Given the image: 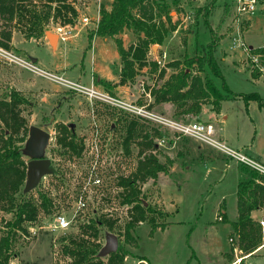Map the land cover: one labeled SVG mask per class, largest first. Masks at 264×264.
I'll return each mask as SVG.
<instances>
[{"label":"rangeland","instance_id":"obj_1","mask_svg":"<svg viewBox=\"0 0 264 264\" xmlns=\"http://www.w3.org/2000/svg\"><path fill=\"white\" fill-rule=\"evenodd\" d=\"M74 1L82 3L85 0ZM258 1L253 18L250 19V17L237 15L230 0H176L171 6L170 15L177 17L174 19L177 32L168 33L164 43H162L163 48H159V50L164 49L167 52L163 59L165 64L161 67L165 69L164 75L175 70L171 63L183 61L185 56L205 55V46L210 41V32L204 23V19L207 18L206 21L209 26L220 37L213 51V56L223 74L224 82L234 88L251 90L252 88L248 86L245 80L246 76L243 70L239 67H256L264 78V60L260 54L252 53L251 50L250 54H247L241 49L232 48L230 41L238 28L248 46L264 45V0ZM204 6H207L210 12L207 17L204 15ZM251 20L250 27L243 32ZM19 46L29 51L33 49L36 54H39L40 51L46 60H50L49 52L38 47L31 40L22 42ZM59 47L62 49L61 45ZM147 53L149 57L147 58L150 59L152 57L151 49ZM16 54L18 55V53ZM64 55L61 53L62 57ZM69 55L77 60L79 48L71 50ZM239 62L243 65H237ZM155 71L159 74L158 68L152 70L149 67V70L144 71L143 68L142 70L138 69L134 82L130 83L129 101L145 102L143 97H139L138 85L143 83V85L153 84L155 86L158 83L154 81L152 76ZM77 72V69H72L67 74L62 73V75L68 79L79 81ZM213 79L221 85L222 81L219 77L213 76ZM44 80L50 82L46 78ZM80 82H87V77H81ZM4 83L0 80V97L7 96L9 92V88ZM90 83H94V81L92 80ZM260 83L263 84L262 81ZM260 87L259 90H261ZM103 88L113 96L117 95L126 99L122 93H118L113 88V85ZM41 95L39 92H28L24 95L27 102L19 106L20 114L25 117L28 126L34 124L50 133L45 156L51 160L55 171H59L61 176H53L52 173L45 174L38 184L30 190V195L36 197L38 191H50L56 206L51 209L49 214L41 211L36 221L27 224L25 234L16 232L15 241L12 245L14 255L9 261L11 259L15 261L17 257L20 258L21 255H25L26 264H47L48 261V264H68L70 259L61 252L59 240L63 236L79 233L82 223L86 222L89 217L102 213L115 220L113 233L117 235L118 241L125 246L127 251L124 264H140L141 262L142 264H197V260L193 257L189 263L187 262L193 253L190 246L198 252L196 254L201 261L200 264H204V257L201 252L203 247L200 249V246L203 243L202 240L205 241V237L208 242H213L217 246H227L230 243L228 242V235L234 237L236 242V237L231 232L230 213L227 214L226 220L223 222H216L212 210V205L215 203L214 197L218 194H214V190L217 191L219 187L233 189V182H231L233 171L229 169L225 181L223 180L218 187H213L210 177H204L201 168L196 169L198 174L195 176L192 173L190 175L185 173L182 176L183 179L181 177L179 180L180 191L170 185V187L164 188V192H159V186L155 182L157 177L155 180L148 178L142 182L138 181L137 183L148 203L161 213L156 214L158 221L163 223V227L166 225L167 228L151 230L148 223L139 222L129 231L130 237L125 239L124 225L129 220L130 212L128 209L130 206L120 203V198L117 195L123 188L117 184V180L120 177L131 175L136 169L138 160L150 153L158 161L168 164V169L172 164V158L177 161V156H171L167 152L166 142L159 147L156 144L155 149H144L143 142L148 138L151 137L156 143L154 130H157L161 135L165 129H158L154 122L145 121L127 110L106 102L90 100L87 95L65 87H62L58 94L50 96L47 101H42ZM262 102V106H264V100ZM161 107H157L156 110L163 112L162 109L160 110ZM163 113L170 115L168 111ZM131 119L137 120L138 124L134 128L133 137L130 139L126 150L122 145V138L125 135L126 125ZM190 120L195 119L190 118ZM60 123L73 128L78 142H82L83 148L79 156L65 152L60 153L66 150L56 141V136L59 135L57 125ZM233 127L232 124L229 129L232 130ZM144 135L146 138H143ZM187 138L192 141H199L192 136ZM224 156L226 159L228 158L227 160H235L229 155L225 154ZM27 159L25 157V160ZM238 163L245 165L241 162ZM202 167L204 166L202 165ZM220 170L222 168L218 165L217 169L212 171L213 176ZM90 175L101 178V183L99 186L89 185L83 190ZM60 177H62L61 181L58 180ZM206 188L211 193L201 194ZM81 191L84 193L86 206L82 210H76L75 198ZM226 203L228 206L234 205L233 197L228 195ZM167 208L169 210H166ZM93 209L96 210V213L92 211ZM59 213L71 219L70 225L66 229L51 230L50 225L55 215ZM11 218L10 212L0 209V234L6 225L5 222ZM208 222L216 229L209 232L203 228V224L206 225ZM38 236L44 239L42 240L44 247L35 245L34 241ZM99 240L102 246L105 240L104 232L100 235ZM49 241L50 246L47 244ZM236 244L232 247L233 251L235 247L238 249ZM23 252L25 253L23 254ZM237 253L238 255L242 254L238 250ZM255 257L258 258L253 264H264V248Z\"/></svg>","mask_w":264,"mask_h":264},{"label":"trees","instance_id":"obj_2","mask_svg":"<svg viewBox=\"0 0 264 264\" xmlns=\"http://www.w3.org/2000/svg\"><path fill=\"white\" fill-rule=\"evenodd\" d=\"M53 2L55 4L52 7ZM37 3L42 4L41 9L36 8ZM204 10L205 17L209 16L207 6H204ZM99 12L95 33L115 38L122 61L119 83H133L138 68L146 62L151 45H160L167 34L176 28L175 21H171L169 4L160 0H113L110 10L100 8ZM162 16L165 17L164 20ZM13 17H16V22L25 36H36L43 34L44 24L50 17L54 20L58 18L61 22H73L77 17V10L67 0H0V19L3 20L0 23V45L5 48H10V30L9 23L4 21L10 22ZM206 19L204 23L210 32V41L205 46V55L185 56L183 61L171 63L175 70L159 85L150 88L153 101L149 107L160 102L173 104L172 115L175 120L188 121L196 117L202 103H209L214 111H218L220 101L231 96L242 97L245 102L248 99L261 102V97L255 92L231 93L229 90L213 56L220 37L212 30ZM125 28L137 34L142 33L135 44L126 48L122 45L121 39L116 37ZM250 50L252 53L260 54L264 60V45L251 47ZM150 62V68L152 70L158 68V76L163 78L165 69L158 67L156 61ZM250 69L253 77L260 74L258 68ZM213 76L221 79L220 88L215 84ZM97 82L105 87L112 86L103 79ZM26 102V97L13 88L9 89L7 96L0 97V209L12 214V218L5 222L6 225L0 234V264H8L14 255L12 245L16 232L25 234L27 224L36 221L41 211L49 214L56 206L50 191L41 190L36 197H32L30 190L26 192L22 190L27 160L21 152V147L27 136L28 125L25 117L20 114L19 106ZM136 124L138 121L131 119L126 125L122 138V145L126 150ZM57 126L59 135L56 136V141L66 149L60 153L79 156L83 148L82 142H78L73 128L64 123ZM154 132V137L159 136L157 130ZM143 138H146V135ZM143 144L144 149L156 148V143L151 137ZM245 169L249 171L250 177L239 181L237 185V216L230 224L238 248L248 254L260 244L263 236L261 227L251 217V211L264 208V174L248 166H245ZM167 171L168 164L158 161L150 153L138 160L131 175L117 180V184L123 188L117 195L119 201L130 206L129 220L124 225L125 239L130 237L129 231L139 222L148 223L151 230L163 227V223L156 217L160 212L148 203L137 182L148 178L155 180L159 172ZM52 175L61 176L59 171ZM58 180L61 181L62 177ZM92 211L96 213V210ZM222 219L226 220V217L222 215ZM114 225L115 220L102 213L89 217L82 223L79 233L61 237L59 240L61 252L69 257L68 264H124L127 251L121 242L116 251L106 256L98 255L101 247L100 235L106 231L113 232Z\"/></svg>","mask_w":264,"mask_h":264},{"label":"crops","instance_id":"obj_3","mask_svg":"<svg viewBox=\"0 0 264 264\" xmlns=\"http://www.w3.org/2000/svg\"><path fill=\"white\" fill-rule=\"evenodd\" d=\"M112 1L113 0H85L82 3H76L74 0H67V2L72 4L77 10V17L74 19V21L78 20L83 15H88L90 17V22L84 26H81L80 31L65 43H61L58 41V39H56L55 43L51 44L46 36V31L49 30L55 33L53 25H55L56 23H73L74 21L61 22L58 18L54 20L50 17L48 22L44 24L43 34H38L36 36H25L22 28L16 22V17H13L10 22L4 21V23H9V49L14 51L15 53H18V55L27 57L29 59L34 57L35 61H33V63L40 69H43L42 67H44L47 69V71H51L61 75L62 73L67 74V72L72 71V69H77V79L79 81L81 77H87V82H85V84H89L93 80L95 84L103 88L104 85L97 82V80L103 79L105 81H108L113 85V88H115L118 93H122V96L126 97V99L129 100L128 95L130 93L129 89L131 87L130 82H126L123 84L119 83L122 61L115 38L113 36H102L95 33V27L100 15V8L110 10L112 7ZM160 1H164L169 4L170 14L171 6L175 3H173L174 0ZM54 4L55 2L52 3V7L54 6ZM36 8L41 9L42 4L37 3ZM170 16L171 21H174V19L177 18L176 15ZM252 16H250V19L253 18ZM162 19L164 20L165 17L162 16ZM2 21L3 20L0 19V23ZM251 22L252 20L245 28V30H243V32L248 30ZM175 32H177V28L170 31L169 34H174ZM139 36H142V33L137 34L128 28H125L123 31L116 35V37H119L121 39V43L125 48L131 44H135ZM30 40L34 42L38 47L44 48L47 52H49V54L51 55L50 60H46L42 56L43 54L40 51L39 54H36L33 49L29 51L26 48L19 46L20 43ZM162 43L160 45L154 44L156 46L151 45L150 49L152 51V57L148 59L149 57L147 53L146 57L148 58H146L145 64L138 68L139 70H142V68L143 71L147 69L149 70L150 61H156L154 59L157 58L161 60L160 64L157 63L158 67L164 66L165 62L163 59L167 55V52L164 49L159 50V48H163ZM60 45L62 46V49H60ZM77 48H79V56L78 59L75 60L73 57L71 58L69 54L71 50H76ZM61 53H64L65 55L62 57ZM162 53L165 54L163 59ZM234 63H236V61H234ZM237 65L243 64L239 62V64ZM239 69L243 70L246 76L245 80L248 83V86L252 89L243 90L242 88H234L230 84H227L229 90L231 91V93L255 92L261 97V102L257 101L256 99H248L245 102L242 97L231 96L220 101V107L218 111H214L209 103H202L201 110L198 115L194 117V119L205 123H210L213 128V136L216 139L224 142L230 148L238 150L240 153L254 159L255 161L264 163V106H262V100H264V78H262L263 74L260 73L258 76L253 77L251 75V69L249 67L243 66L239 67ZM169 74L170 73H168V75ZM152 76L154 81L158 82L155 85L157 86L162 82L164 78H166L167 74H165L163 78H159L158 73H156L155 71L154 73H152ZM45 78L46 77L38 73L29 71L18 65H0V80L5 82V86H7L9 89L13 88L21 92L23 95H26L28 92H39L42 94V101H47L50 96L58 94V92L63 87L62 85L57 84L48 78L46 79L50 80V82H47L44 80ZM260 81H262L263 84H261ZM214 82L219 88L221 87L218 81L214 80ZM140 84L138 85V94L140 98L143 97V100H145V102L139 101L138 103H145L149 106V104H151L153 101L150 94V88L154 85H143L142 83L141 85L143 89L141 90ZM260 85L262 88L260 87ZM259 87L261 90H259ZM157 107H161L160 110L162 109L163 112L168 111L170 115L164 114L163 112H158L156 110ZM150 108L162 115L174 119L172 115L174 111L173 104H168L166 102L154 103L152 106H150ZM232 124L234 125V127L231 130L229 129V126H231ZM158 129L160 128L158 127ZM187 137L188 135H181L174 131L165 129L164 133H161L160 136L155 138L158 147L162 146L163 144H158V140L160 138H164L167 144V152L169 153V155L177 156V161H174L172 158V164H170L168 172L158 173L155 182L159 186V192L163 191L165 187H170V185H172L177 190L181 189V184L179 183L181 177L185 175V173L187 175H190L192 173V175L195 176L196 174H198V172L196 171L197 168L202 169L201 171L204 177H210L213 187H218L222 184L223 180L225 181L229 169H232L234 181L231 177V182H233V189L231 188L229 190L226 187H219L221 190L219 188L217 189V191L214 190L213 193L218 194H216V196L214 197L215 203H213L212 205V210L214 211V220H216L215 216L218 213H220L221 216L224 215L225 217H227V214L230 213V221L235 220L237 216V185L239 181L248 179L250 177L249 171H246L245 165H242L232 159L227 160L228 158L226 159V157L224 156L226 153H224L223 151L204 142L192 141ZM202 165L204 167H202ZM218 165L222 168V170H220L219 173L213 176L212 171L217 169ZM202 193L210 194L211 192L206 188L203 192H201V194ZM228 195H230V197H233L234 205H227L226 199ZM166 210L169 209L167 208ZM251 217L257 223V225L261 227L259 221H264V208L252 210ZM220 221L223 222L224 219ZM216 222H218V220H216ZM203 225V228H205L209 232L216 229L212 224H210V222H208L206 225ZM166 228L167 227L165 225L162 228L157 227L156 229L164 230ZM261 229L262 231H264L263 227H261ZM262 239H264V232ZM42 240L44 239L38 236L34 241L35 245L37 244L44 247L45 245ZM204 240L205 241L202 240L203 243L200 246V249L203 247V250L201 249V252L202 256L204 257V264H253V262H255V259L258 258L255 256L259 255V252L264 248V245L262 246V240V242H260V244L248 254L242 252L239 248L237 249L236 247L233 251L232 247L236 242L234 240V237H232L231 235H228V242L230 243H228V245L225 244L227 246L214 245L213 242H208L206 240V237ZM47 244H49L50 246V241ZM190 248L192 249L193 253L191 254L190 259L187 260V262L189 263L191 258L193 257L197 260V264H200L201 261L196 254L198 252H196L191 246ZM237 250L242 254L238 255ZM24 253L25 252H23V254ZM21 256L22 257L20 258L17 257L15 261L11 259L9 261V264H26L27 262L25 255ZM140 260L145 261L144 259ZM48 263L49 261L47 262V264ZM140 264H142V262Z\"/></svg>","mask_w":264,"mask_h":264},{"label":"built area","instance_id":"obj_4","mask_svg":"<svg viewBox=\"0 0 264 264\" xmlns=\"http://www.w3.org/2000/svg\"><path fill=\"white\" fill-rule=\"evenodd\" d=\"M234 11L237 15L250 17L252 16L257 8L258 0H230ZM90 22V17L88 15L81 16L78 20L73 23H56L53 25L54 32L57 35V39L61 43L67 42L71 37L75 36L81 29V26H84ZM230 46L232 48H238L244 51L247 54H250V49L245 41L243 40V36L240 33V30L237 28L235 35L231 38ZM165 56L162 53V59ZM158 64H160V59H154ZM3 64H13L23 67L29 71L38 73L51 81L62 85L63 87L70 89L72 91H76L78 93H83L88 96L90 100L94 101H102L108 104L117 106L128 112H131L141 119L145 121L154 122L160 129H170L181 135H188L196 138L197 140L210 144L213 147L223 151L227 155L233 157L236 161L244 163L246 166H250L253 169H256L260 173L264 174V163L255 161L254 159L240 153L238 150L230 148L224 142L216 139L213 136V128L210 123H205L199 120H188L181 121L175 120L173 118L162 115L145 103L131 102L127 99H123L119 96H113L109 91L104 88L98 87V85L94 83L85 84L77 80H71L67 77L54 73L51 71L43 70L37 67L33 61L27 57H23L17 55L14 51L9 48H5L0 45V65ZM143 89L141 85V90ZM165 142L164 138H160L158 140V144H162ZM91 173H93L91 171ZM101 183V178L93 177L90 175V178L86 181L84 185V189L89 185L99 186ZM83 191L79 193V195L75 198V206L76 210H82L86 206V201L83 196ZM216 220H222V216L220 213L216 214ZM71 219L66 218V216L62 214H57L54 217L52 224L50 225L51 230L56 229H66L70 225ZM261 227L264 230V221H259ZM264 232V231H263ZM231 240V238H230ZM264 245V239L262 246Z\"/></svg>","mask_w":264,"mask_h":264},{"label":"water","instance_id":"obj_5","mask_svg":"<svg viewBox=\"0 0 264 264\" xmlns=\"http://www.w3.org/2000/svg\"><path fill=\"white\" fill-rule=\"evenodd\" d=\"M46 36L51 44L55 43L57 39L55 33L47 30ZM31 60L35 61V58L32 57ZM50 136V133L40 126L34 124L28 126L27 136L21 147L22 154L28 158L26 163V178L23 185L24 192L34 188L45 174L55 172V167L51 160L45 156ZM104 238V244L98 251L99 256H106L116 251L119 245L118 237L113 232L106 231Z\"/></svg>","mask_w":264,"mask_h":264}]
</instances>
